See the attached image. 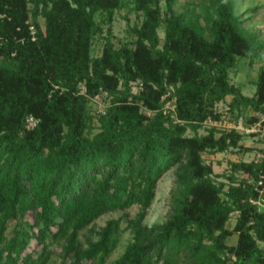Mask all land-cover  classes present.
<instances>
[{
    "label": "trees",
    "instance_id": "1",
    "mask_svg": "<svg viewBox=\"0 0 264 264\" xmlns=\"http://www.w3.org/2000/svg\"><path fill=\"white\" fill-rule=\"evenodd\" d=\"M129 2L139 20L120 38L115 13ZM165 2L0 0V264H51L55 245L73 264H106L124 229L132 238L109 264H264V208L250 202L264 158L233 161L231 181L219 182L203 152L250 148L241 132L199 131L228 96L236 114L264 110V65L251 95L230 74L264 45L244 32L234 0H197L214 8L204 25ZM102 90L108 104L95 114L90 97ZM31 114L38 122L28 127ZM178 164L174 210L145 222L159 180ZM240 170L253 181L236 178ZM134 204L136 216L97 225Z\"/></svg>",
    "mask_w": 264,
    "mask_h": 264
},
{
    "label": "rangeland",
    "instance_id": "2",
    "mask_svg": "<svg viewBox=\"0 0 264 264\" xmlns=\"http://www.w3.org/2000/svg\"><path fill=\"white\" fill-rule=\"evenodd\" d=\"M235 8L237 14L240 15L242 19L243 30L246 33H255L258 42L264 45V0H234ZM165 0H162V5L165 7ZM174 8L179 12H184L186 18L199 19V22L204 25L205 15L209 13H214V8L211 7L206 2L197 3V0H174ZM40 20L44 24V17L40 16ZM139 20V15L136 12L132 2H129L127 6L119 8L116 10L114 18V34L117 37L125 38L129 33V26L134 22ZM205 30V29H204ZM161 36L164 35V26L159 28ZM206 31V30H205ZM99 51L101 49L99 48ZM264 65V48L259 52V55L251 61L249 57H240L237 62V66L231 70V80L236 84L241 86L245 94H253L256 89L255 79L258 76V71L260 66ZM137 80L133 81L134 84ZM173 88V87H171ZM169 92L162 95L167 97ZM91 98V97H90ZM231 96L226 99L221 100L217 103V109L222 113L220 116H208L204 119L202 126L200 127V133L208 132L210 127H215L216 132L220 135L222 132H229L235 130L241 132L243 137L240 141L244 146L249 147V150L240 151L236 148H229L223 151L211 152L204 151L203 156L206 162L211 163L213 167L212 176L217 181L230 182V174L232 172L231 164L233 161L239 160H262L264 158V127L255 125V122L260 118L258 114L259 111L264 110H254L247 106L243 107L241 113L232 112L230 109ZM92 100V99H91ZM108 100V99H106ZM96 102H92V112H96ZM170 114L172 111L169 112ZM253 115L257 116L254 120H249ZM175 117V116H174ZM218 122V127L216 125H211L210 121ZM221 122V123H220ZM182 164H178L175 167L167 171L159 180L156 196L152 204L147 208L145 215V222L154 223L158 221H163L169 218L175 207V198L178 196V189L180 188L177 180L179 179V169ZM236 178L246 177L250 181H253V177L247 171H237L234 172ZM237 180V179H236ZM228 187V185H225ZM139 205L134 204L132 206L126 207L124 209H117L115 211L108 212L102 215L97 221V225H104L109 218L118 217L122 214L128 213L130 216H136ZM236 214L234 212L231 214L227 224L230 227L235 225ZM32 219V215L29 213L27 215ZM88 231L82 233L83 239L87 238ZM132 236L129 230L124 229L119 236L117 245L112 251L106 264H109L112 260L116 259L124 250L126 249L127 243L131 240ZM237 240V233H233L229 236L228 241L230 243H235ZM33 243L31 248L36 250L37 245ZM57 254L54 256L51 264H73L70 259H64L58 252L61 251L62 246L55 245ZM186 259V258H185ZM90 263V262H89ZM86 262V264H89ZM186 261H181L180 264H187Z\"/></svg>",
    "mask_w": 264,
    "mask_h": 264
},
{
    "label": "built area",
    "instance_id": "3",
    "mask_svg": "<svg viewBox=\"0 0 264 264\" xmlns=\"http://www.w3.org/2000/svg\"><path fill=\"white\" fill-rule=\"evenodd\" d=\"M134 90L136 91L140 86H142V83L140 80H137L136 83L134 84ZM80 90L82 93L87 92V86L84 82L80 83ZM109 92L107 90H102L91 96L92 101L96 102L97 105L94 106L96 107V112H105L106 106L108 104V98ZM163 100H165L163 104V108L165 112H170L172 111L171 115L174 117L176 116L175 112V107H176V97L172 96L170 98L163 97ZM258 114L260 115V118L255 122V125H259L264 127V111H259ZM38 122V118H36L34 115H29L27 117V125L28 127L34 126ZM212 124L211 125H216L218 127V122L217 120L215 121H210ZM221 123V122H220ZM257 188L259 190V193L257 196H251L250 197V202L255 204L259 209L264 208V173L260 174L259 179L257 180Z\"/></svg>",
    "mask_w": 264,
    "mask_h": 264
}]
</instances>
